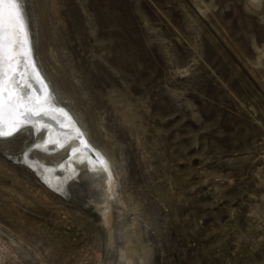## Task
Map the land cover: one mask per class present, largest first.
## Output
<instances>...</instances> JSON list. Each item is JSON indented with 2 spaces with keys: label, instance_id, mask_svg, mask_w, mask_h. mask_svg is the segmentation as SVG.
Instances as JSON below:
<instances>
[{
  "label": "rangeland",
  "instance_id": "374dc122",
  "mask_svg": "<svg viewBox=\"0 0 264 264\" xmlns=\"http://www.w3.org/2000/svg\"><path fill=\"white\" fill-rule=\"evenodd\" d=\"M17 1L114 183L0 136V264H264V0Z\"/></svg>",
  "mask_w": 264,
  "mask_h": 264
},
{
  "label": "bare ground",
  "instance_id": "6f19581e",
  "mask_svg": "<svg viewBox=\"0 0 264 264\" xmlns=\"http://www.w3.org/2000/svg\"><path fill=\"white\" fill-rule=\"evenodd\" d=\"M17 4L21 12L24 33L30 44L31 57L35 69L39 73V77L43 79L50 97V103L45 106L49 109L47 117L35 121L22 122L20 127L27 128V126H33L34 129L41 134V138L35 143V145L40 149H43L45 154L48 157H52L54 161L58 158L57 161L52 164H46L42 160H31L32 164L37 169L35 170L42 174L45 178L44 180H46L48 184H51L57 189H62L81 169L86 168L91 174H102L103 178H105L103 180H106L107 186L111 188L114 183V173L111 169L113 167V161L103 149L92 142L86 128L81 125L83 123L80 124L75 114L57 99L58 96L52 89V83L50 84L42 71L43 69L41 70L39 63H37L26 20L22 14L18 1ZM21 71L23 72L21 83H24V81L27 80L32 86V91L39 95L40 92L36 84L28 79L31 69L26 71L22 69ZM53 109H64V113H67V116H65L64 113L54 111ZM67 117H71V119L69 120ZM23 119V117L20 118L21 121ZM6 125L7 113L5 117V127ZM77 129H79V133L83 134L82 136L76 131ZM97 153L99 154V157H97ZM100 158H103V163Z\"/></svg>",
  "mask_w": 264,
  "mask_h": 264
},
{
  "label": "snow or ice",
  "instance_id": "6c2138e0",
  "mask_svg": "<svg viewBox=\"0 0 264 264\" xmlns=\"http://www.w3.org/2000/svg\"><path fill=\"white\" fill-rule=\"evenodd\" d=\"M22 69H31L28 79L36 84L39 95L32 91L27 80L21 83ZM49 103L47 87L39 77L31 57L17 0H0V136L12 135L22 122L47 117L49 109L45 106ZM53 110L64 113V109ZM64 115L67 116V113ZM21 117L24 118L22 121ZM76 131L79 133V129ZM96 155L99 157L98 153ZM100 160L103 163V158Z\"/></svg>",
  "mask_w": 264,
  "mask_h": 264
}]
</instances>
